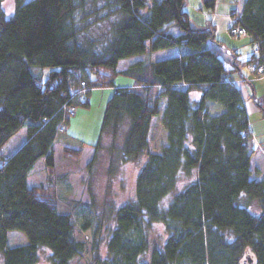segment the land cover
I'll list each match as a JSON object with an SVG mask.
<instances>
[{
	"label": "trees",
	"instance_id": "1",
	"mask_svg": "<svg viewBox=\"0 0 264 264\" xmlns=\"http://www.w3.org/2000/svg\"><path fill=\"white\" fill-rule=\"evenodd\" d=\"M185 1L154 0L143 11L147 0H14L7 15L0 0L1 264H36L43 248L51 264H71L86 249L73 214L57 210L51 176L55 143L77 159L86 144L67 131L70 107H88L95 87H113L99 138L108 133L115 150L126 123L119 161L140 166L134 198L108 208L105 239L95 217L88 264H264V179L251 177L248 115L231 77L241 68L238 53L215 37L209 20L192 21ZM201 2L214 8L216 0ZM240 21L264 53V0H240ZM173 47L174 55L116 68L121 59ZM33 65L48 74L33 73ZM118 74L133 85L115 86ZM207 101L223 109L210 114ZM255 103L264 115V97ZM23 127L24 141L3 155ZM39 159L46 183L28 186ZM155 223L166 236L149 248ZM10 230L27 241L9 246Z\"/></svg>",
	"mask_w": 264,
	"mask_h": 264
},
{
	"label": "rangeland",
	"instance_id": "2",
	"mask_svg": "<svg viewBox=\"0 0 264 264\" xmlns=\"http://www.w3.org/2000/svg\"><path fill=\"white\" fill-rule=\"evenodd\" d=\"M153 1L154 0H147V7L143 9V11L147 10L148 7L152 5ZM230 1L231 0H216L214 8H205L201 0H186L183 9L188 12L192 21L197 23L206 22L204 20L212 16L216 22V25L212 23L215 27V37L217 39L227 44L230 42H246V45L250 47V37L248 35L235 36L226 28V16L223 10H225V7L229 8L231 6ZM14 5V0H3L2 9L7 15H11ZM250 51L249 49L248 53ZM243 52L246 51L244 50ZM31 68L33 73L41 74L43 77H45L49 71V67L33 65ZM241 70L247 77L253 80L257 79L256 77H263L261 74L254 73L247 64L242 65ZM233 76L236 77V85L241 91L243 101L249 100L253 105V110L248 113V122L253 135L249 141V148L251 150V177L259 176L257 168L261 169L262 175L264 176V115L256 105L255 99H253V91L249 83L246 80L239 79L240 76L236 73H234ZM121 77L120 74L117 75L116 83L121 82ZM262 85H264V80L262 79L255 82V88L257 90L256 96L262 92L260 89ZM89 99L91 101L90 108L82 106H77V108H75L76 113L79 111H87L88 115L86 118L77 121L74 119V115H72L67 131L78 134L79 138L84 140L86 144H96L99 140L96 149L97 152L91 157L87 154V160L83 162L79 160L81 158L77 159L64 156L61 149L58 154L55 153L54 170L51 176V180L55 183V189L57 191V210L59 212H69L73 214L76 222L75 236L79 240H85L86 249L81 256L73 260L71 264H88L89 243L92 238L95 217L101 218L99 233L103 239H105V237H107L106 227L110 224L108 208L110 205L120 206L134 198L136 177L140 166L138 162L135 161H119L118 148L122 142L126 123L122 126L119 135L114 140L115 150H110L113 141L108 133L100 135L99 138V130L105 105L104 107H100L99 116L98 103L93 101L94 98H90V95ZM89 110L92 111V113ZM24 138L25 128L23 127L12 136L8 144L1 149L2 154L7 155L6 152L12 148H16L18 144L24 141ZM72 146L77 147L76 144ZM93 157L92 163L88 164ZM45 183L46 171L44 168L42 169L40 164H36L35 168L27 176V185L33 186ZM74 202L77 203V205H75ZM249 206L252 213L258 214L259 209L254 201H252ZM84 220L89 221L86 229L81 227V223ZM165 236L163 225L155 223L148 232L149 248L156 241L162 242ZM26 241L25 234L19 230H10L7 234V244L9 246L23 244ZM105 248L106 245L105 242H103L100 250L103 257L106 254ZM48 255V249H41L36 264H51L48 260ZM142 260H148V252L142 257Z\"/></svg>",
	"mask_w": 264,
	"mask_h": 264
},
{
	"label": "crops",
	"instance_id": "3",
	"mask_svg": "<svg viewBox=\"0 0 264 264\" xmlns=\"http://www.w3.org/2000/svg\"><path fill=\"white\" fill-rule=\"evenodd\" d=\"M229 8L228 7H225V10H223L224 15L226 16V18H225V25H226V28L227 29H228V27H229V25L231 23V17H230V13H229V10H228ZM226 11H228V12H226ZM207 20H209L211 23L213 22L216 25V22H215V20L213 19L212 16H211V18L206 19L204 21H207ZM249 41H248V44H249ZM224 44L226 46L231 47V48H233V49L236 50V52L238 53L237 60H238V62L240 63L241 66L244 65V64H246L245 59H246V56L248 55V51L250 49V47L248 45H246V42H230L229 44H227L226 42H224ZM244 50L246 52H243ZM176 53H177V49L175 47H173V48H169V49L157 50V51H154V52L150 53L149 55H145V54L133 55V56H130V57H127V58H124V59L119 60L118 63H117L116 68H117V70H123L128 65H130L131 63H133V62H135L137 60H143V59L149 58V57L152 60H155V59H160V58H164V57H167V56H171V55H174ZM227 66H230L229 67L230 70L232 69L231 68V64L228 61H227ZM234 73H236L238 76H240L239 79L246 80L249 83V85H250V87L252 88V91H253V93H252L253 99H255V98H263L264 97V85H262V87L260 86V89L262 90V92L260 94H258V96H256V91L257 90L255 88V82L256 81H259L260 79L264 80V76L263 77H256L257 79L253 80V79H250L249 77H247L243 73V71L241 70V68H240V71L232 70L231 71V77H232V80L234 81L235 85H236L237 80H236V77L233 76ZM120 75L122 76L121 77V82L120 83H116V77H117L116 76L115 77V80H114L115 86H131V85H133V81L130 78L124 77V75H122V74H120ZM112 92H113V87H95V88H92L91 89V91H90V98H94L93 101H96L98 103L99 116H100V107H104V105L106 104L107 99L111 96ZM190 95H191V97L193 99H198L199 96H200V92H198V91H191ZM90 104H91V101L89 99V106H90ZM243 105L245 106V109H246V112H247V115H248V113L253 110V105L251 104V102L249 100L243 101ZM89 106L87 108H90ZM206 108H207V111L210 114H216V113L220 112L223 109V106H222L221 103H219L217 101H207L206 102ZM90 112L92 113V111H90ZM73 115L75 117L74 118L75 120L80 121V120L86 118V116L88 114H87V111H79L78 113H76V111H75ZM249 131L251 133V136H250L249 140H251V138H252L253 135H252V131L250 129V126H249ZM70 133L72 135H74L75 137L79 138V135L78 134H76L74 132H70ZM79 139H81V138H79ZM82 141L85 142L84 140H82ZM8 142H7V144H8ZM20 144H18V146H20ZM93 145L94 144L87 143L84 146H82L81 154H80V157H79L81 159H79V160L85 162L87 160L86 159L87 154H89L90 157L93 156V154L95 155V153L97 152V150H96L97 147H95ZM18 146H16V148ZM16 148H12L11 150L7 151L6 154H10ZM53 149H54V160H55V153L58 154L60 152V150L62 149V145L59 144V143H55ZM36 164H40L42 166V169L44 168L43 161L41 159H39L34 164V166L29 171V173L35 168ZM257 169L259 171V176L253 177V178H256V179H264V176L262 175L261 169L260 168H257Z\"/></svg>",
	"mask_w": 264,
	"mask_h": 264
},
{
	"label": "built area",
	"instance_id": "4",
	"mask_svg": "<svg viewBox=\"0 0 264 264\" xmlns=\"http://www.w3.org/2000/svg\"><path fill=\"white\" fill-rule=\"evenodd\" d=\"M233 11L228 30L235 36L248 35L250 37L251 51L246 56L245 62L254 73L264 75V53L261 51L260 41L254 38L240 21V0H234ZM80 84L84 85V82L81 81ZM70 110L71 114H74L75 107L71 106ZM242 137H245V134H242Z\"/></svg>",
	"mask_w": 264,
	"mask_h": 264
}]
</instances>
